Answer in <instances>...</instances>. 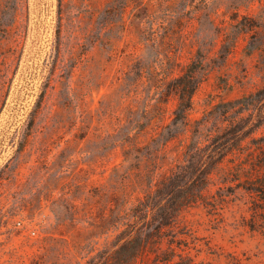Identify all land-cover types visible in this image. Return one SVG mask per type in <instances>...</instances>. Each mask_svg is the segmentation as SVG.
<instances>
[{
	"label": "rangeland",
	"instance_id": "rangeland-1",
	"mask_svg": "<svg viewBox=\"0 0 264 264\" xmlns=\"http://www.w3.org/2000/svg\"><path fill=\"white\" fill-rule=\"evenodd\" d=\"M109 1L0 0V216L9 218L0 225V264H53L35 257L46 231L72 245L92 238L101 249L106 242L99 215L117 190L104 185L122 161V148L102 146L105 133L97 120L87 132L79 125L115 90L122 49L135 38L128 31L111 45L100 40V11ZM242 11L259 25L248 29L228 65L202 83L194 117L214 106L226 108L251 91L264 94V0ZM250 42L258 48L246 54ZM226 79L231 86L224 87ZM251 101L259 123L255 136L264 139V96ZM152 131L141 139L148 140ZM250 141L249 136L242 141L243 149ZM239 176L235 172L221 191L227 201L217 214L203 208L189 214L194 222L189 250L197 264H264V208L255 207L264 203L251 191L253 182ZM63 194L77 204L61 207L67 220L57 224L51 202ZM87 219L97 222L90 226Z\"/></svg>",
	"mask_w": 264,
	"mask_h": 264
},
{
	"label": "trees",
	"instance_id": "trees-1",
	"mask_svg": "<svg viewBox=\"0 0 264 264\" xmlns=\"http://www.w3.org/2000/svg\"><path fill=\"white\" fill-rule=\"evenodd\" d=\"M253 1L110 0L101 9L102 42L111 45L128 31L135 35L122 49L115 90L79 125L87 132L97 120L105 133L102 146L122 148V161L104 185L117 190L99 215L106 242L101 249L92 238L72 245L46 231L35 257L53 264H197L188 240L194 209L217 214L227 201L221 191L235 172L253 182L251 191L264 203V139L255 136L259 123L251 107L263 92L251 91L226 108L192 115L202 83L214 69L228 65L248 29L259 25L242 11ZM257 48L250 42L245 52ZM224 84L232 85L230 79ZM243 102L247 107H233ZM35 121L36 116L31 127ZM150 129V138L143 141ZM248 136L252 144L245 150L242 141ZM76 200L64 194L52 200L57 224L67 220L60 208L76 206ZM5 216L0 225L9 222ZM87 221L90 226L97 222Z\"/></svg>",
	"mask_w": 264,
	"mask_h": 264
}]
</instances>
